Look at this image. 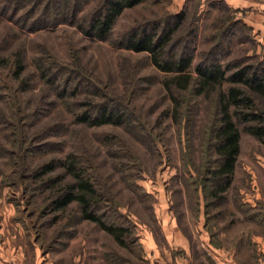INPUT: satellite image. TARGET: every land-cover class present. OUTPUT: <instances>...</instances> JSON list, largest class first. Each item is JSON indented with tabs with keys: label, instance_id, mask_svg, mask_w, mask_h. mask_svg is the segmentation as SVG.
I'll use <instances>...</instances> for the list:
<instances>
[{
	"label": "rangeland",
	"instance_id": "374dc122",
	"mask_svg": "<svg viewBox=\"0 0 264 264\" xmlns=\"http://www.w3.org/2000/svg\"><path fill=\"white\" fill-rule=\"evenodd\" d=\"M101 1L0 0V214H9L7 223L18 224L29 249L36 248L45 264H184L183 244L191 252L187 261L198 264L206 246L200 230L206 232L207 244H242L248 259H255L251 237L264 235V145L235 123L239 150L232 181L224 192L211 195L221 184L206 173L216 166L210 147L218 123L216 93L208 98L193 95L191 88L175 93L179 107L174 121L173 104L162 87L166 75L146 53L118 47L131 31L163 19L169 0H143L122 10L105 41L81 34L67 19L49 22L52 15L58 21L63 12L75 9L85 25ZM40 10L46 11L41 15L44 27L28 31L24 25ZM196 10L193 0L167 54H189L192 72L199 62L213 61L264 67V46L222 1ZM46 54L78 64L104 90H112L127 106L132 125L77 123L76 114L85 107L78 104L88 95L81 85L70 92V81L64 91L45 83L36 59ZM17 59L22 64L18 71ZM255 98L264 111V98ZM17 103L24 113L35 109L23 123ZM105 135L112 136L111 144L101 143ZM68 154L77 157L99 187L97 214L128 229L123 246L82 219L76 202L61 210L50 206L51 198L72 182L59 165ZM48 162L52 169L38 175L39 166ZM246 201L255 202L248 205L252 213L243 205ZM176 232L181 242L174 241Z\"/></svg>",
	"mask_w": 264,
	"mask_h": 264
},
{
	"label": "trees",
	"instance_id": "16d2710c",
	"mask_svg": "<svg viewBox=\"0 0 264 264\" xmlns=\"http://www.w3.org/2000/svg\"><path fill=\"white\" fill-rule=\"evenodd\" d=\"M143 0H102L101 5L90 15L87 23L77 18L75 9L63 12L60 19L52 15L50 23H60L66 20L68 24L76 27L83 35L105 41L109 35L116 17L122 10L131 8ZM153 0L152 2H157ZM227 9V8H226ZM228 10V9H227ZM44 12H40L24 25L28 31H34L44 27ZM185 11L178 13H167L163 19H152L150 25L138 27L127 34L124 41L118 44L119 48L130 50L134 53L144 52L149 57L152 66L159 72L165 74L162 80V87L173 104L174 121L176 120L179 100L175 93L192 90L195 96L208 98L216 93V104L218 112V123L214 128L212 136L211 151L214 155L213 163L215 168H207L213 180H220L211 195L224 192L231 184L234 164L239 150V131L235 126L238 123L243 126V131L253 136L260 144L264 145V111L256 105V98H264V67L252 64H244L238 61L233 65L222 66L217 62L203 64L199 62L191 71L192 57L185 52L178 56L167 54V47L172 45V37L182 25L185 18ZM68 15V16H67ZM42 18V19H41ZM41 20V21H40ZM172 21V22H171ZM23 25V24H22ZM243 27H245L243 25ZM246 30H248L245 27ZM17 71L21 68L19 59L15 61ZM36 67L40 76L45 78V83L50 87L59 88L64 91L65 86H73L72 91L78 85L83 86L85 94L88 95L85 103L78 106H85L84 110L76 114L75 121L89 127L100 125L125 126L132 125L131 113H128L127 106L123 101L112 94V90H104L102 83L88 74L82 67L75 63H61L46 54L43 58L36 59ZM194 73V74H193ZM47 77V78H46ZM23 83L19 85L22 90ZM21 105L16 104L17 118L23 123L35 109L24 113ZM112 136L105 135L101 143L111 144ZM52 162L39 166L38 175H43L52 169ZM64 173L72 178V182L66 184L51 198L50 206L53 210H61L68 203H77L80 217L84 220L95 223L100 229L108 233L120 245H124V237L129 233L122 225L106 223L102 216L97 214L98 202L102 199L99 187L93 176L83 168L74 154H68L62 162H59ZM134 185V184H132ZM242 204V203H241ZM247 210L254 211L248 204H244Z\"/></svg>",
	"mask_w": 264,
	"mask_h": 264
},
{
	"label": "crops",
	"instance_id": "0c3cea01",
	"mask_svg": "<svg viewBox=\"0 0 264 264\" xmlns=\"http://www.w3.org/2000/svg\"><path fill=\"white\" fill-rule=\"evenodd\" d=\"M192 1L169 0L165 3V11L173 14L180 11L188 12ZM214 1H222L228 11L235 15V20L242 22L248 29L252 39L264 46V0H197L196 12L201 11L203 7ZM261 203L264 209V201L261 200ZM246 204L253 206L255 202L246 201ZM9 217L7 213L0 214V264H45L39 258L36 248L29 249L24 233L18 224L10 225L7 223ZM198 233L199 237L206 243V246L202 245L205 255L202 254L203 260H200L198 264H264V235L262 233L254 234L251 237L252 247L256 254L255 259H248L246 256L248 251L242 247L241 243H239L241 245L231 244L227 247L209 245L207 244L209 239L206 232L200 230ZM173 239L176 243L181 242L177 232L175 235L173 234ZM180 250L185 254L186 262L184 264H193L187 261L191 253L189 245L183 244L180 246ZM146 251L152 261V245L147 246ZM146 251L144 250V253ZM164 264L168 263L165 262Z\"/></svg>",
	"mask_w": 264,
	"mask_h": 264
}]
</instances>
